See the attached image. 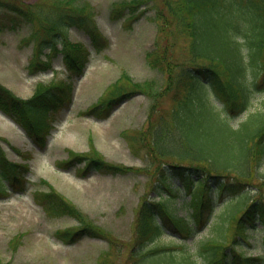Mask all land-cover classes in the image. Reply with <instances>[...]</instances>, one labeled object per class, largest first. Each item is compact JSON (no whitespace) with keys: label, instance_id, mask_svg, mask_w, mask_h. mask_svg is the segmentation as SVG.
Listing matches in <instances>:
<instances>
[{"label":"trees","instance_id":"trees-1","mask_svg":"<svg viewBox=\"0 0 264 264\" xmlns=\"http://www.w3.org/2000/svg\"><path fill=\"white\" fill-rule=\"evenodd\" d=\"M143 2L124 1L119 7L131 12ZM160 3L154 14L160 21L163 42L157 43L146 57L150 66L165 73L167 86L159 96L173 91L174 102L164 113L159 112L158 93H152L155 102L149 108L146 128L139 133H125L131 145L138 143L144 149L147 164L135 169L154 179L150 191L158 195L157 200L144 197L137 205L134 228L138 239L129 248L128 264H197L193 254L199 257L200 264H264V171L259 169L264 159V99L259 109L249 111L237 126L227 120L247 110L254 93L264 89V0ZM0 8L11 15L13 22L30 24L31 32L22 41L32 44L31 68L50 67V61L38 59L48 54L44 51L48 49L62 54L70 76L82 74L90 51L68 39V27L86 34L95 50L107 44L87 3L62 0L32 5L23 0H0ZM182 34L188 39L179 59L173 51L175 38ZM119 77L83 112L106 117L122 98L143 89L138 82H130L126 73ZM72 94L68 82L39 83L32 95L23 99L0 84V110L39 141L48 114L67 106ZM211 97L220 102L217 107ZM91 148V154L69 149L68 159L61 163L83 161L86 170L100 173L130 169L107 162L93 145ZM26 166L8 159L0 146V191H25ZM178 193L189 195L184 214L177 213L172 205ZM212 195L226 197L220 216L224 231L230 229L228 240L226 234L203 238L180 258L173 247H145L161 233L181 237L179 246H187V239L211 216L216 200ZM33 198L49 216L67 215L77 220V226L57 230L62 241L73 242L84 235L106 238L103 229L92 224L84 212L51 185L34 189ZM255 230L260 232L263 251L252 255L243 246L250 244L249 237L255 236ZM100 261L102 264L104 260Z\"/></svg>","mask_w":264,"mask_h":264},{"label":"rangeland","instance_id":"rangeland-1","mask_svg":"<svg viewBox=\"0 0 264 264\" xmlns=\"http://www.w3.org/2000/svg\"><path fill=\"white\" fill-rule=\"evenodd\" d=\"M23 1L36 5L62 0ZM124 1L129 0H77V3L90 6L97 27L107 40L103 49L95 50L86 34L78 28L68 27V39L80 42L90 51L84 71L77 76H70L65 69L60 52L52 53L48 49L44 50L48 54L44 53L38 59L50 61V67L31 68L32 44L22 41L31 32L30 24L13 22L11 15L0 8V84L23 99L30 97L39 83L68 82L73 92L67 106L49 113L39 141L29 137L18 123L0 111L11 123L0 117V146L8 159L26 164L28 169L25 191H0V264H101V259L104 260L102 264H128L129 248L138 239L134 228L137 205L144 197L157 200L158 195L150 191L154 179L141 169H135L147 164L144 149L139 148L138 143L131 145L125 133H139L146 128L149 108L155 102L152 93H158L157 109L162 113L174 100L173 91L159 96L167 86L165 73L150 66L146 57L157 43L163 42L160 21L154 14L160 0H143L131 12L128 8L120 9L119 3ZM117 7L121 10L119 13ZM187 39L184 34L175 38V57L180 59ZM122 72L129 76L130 82H138L143 89H135L122 98L107 117L84 113L109 84L119 80ZM212 97V103L217 107L220 102ZM263 99L264 89L255 92L249 108L238 116H228V122L236 126L249 111L259 109ZM5 124L11 129L6 130ZM92 145L107 162L130 169L113 174L99 173L86 170L83 161H75L73 165L61 163L68 158L69 149L79 154H91ZM259 169L264 171V159ZM48 185L73 202L92 224L103 229L106 238L84 235L73 242L62 241L57 230L73 228L78 222L67 215L49 216L34 201V189H45ZM212 196L216 200L211 216L191 234L187 246H179L181 237L161 233L145 243V247H173L176 257L180 258L203 238L226 234L228 240L231 232L230 229L224 231L225 224L220 216L226 207V197ZM188 199V194L178 193L172 200L177 213L188 211V205L184 203ZM255 233L249 237L250 244L243 246L253 255L263 251L259 243L260 232L255 230ZM192 257L200 264L199 257L195 254Z\"/></svg>","mask_w":264,"mask_h":264},{"label":"bare ground","instance_id":"bare-ground-1","mask_svg":"<svg viewBox=\"0 0 264 264\" xmlns=\"http://www.w3.org/2000/svg\"><path fill=\"white\" fill-rule=\"evenodd\" d=\"M0 117H3V115H2L1 113H0ZM6 118H7V117H5V116L3 117V119H5V120H6ZM7 119H8V118H7ZM8 120H9V119H8ZM8 122L10 123V120H9ZM10 124H11V123H10ZM5 127H6V130H8V129L10 130V129H11V127H9V125H6V124H5Z\"/></svg>","mask_w":264,"mask_h":264}]
</instances>
